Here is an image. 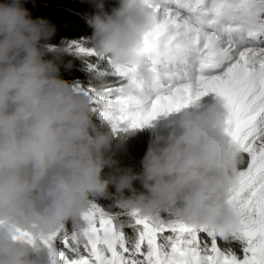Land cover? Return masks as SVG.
I'll use <instances>...</instances> for the list:
<instances>
[{"label":"clouds","instance_id":"obj_1","mask_svg":"<svg viewBox=\"0 0 264 264\" xmlns=\"http://www.w3.org/2000/svg\"><path fill=\"white\" fill-rule=\"evenodd\" d=\"M30 2L0 0V264H39L21 230L49 234L71 224L82 232V213L102 199L235 235L240 217L228 193L243 153L226 135L224 102L179 112L149 140L138 169L121 164L112 122H98L92 96L64 77L74 64L67 44L55 42L58 26L35 16ZM95 3L90 47L114 68H143L145 87L155 90L159 76L144 40L157 13L148 0H119L110 10L104 0ZM124 90L140 95L134 82Z\"/></svg>","mask_w":264,"mask_h":264},{"label":"snow or ice","instance_id":"obj_2","mask_svg":"<svg viewBox=\"0 0 264 264\" xmlns=\"http://www.w3.org/2000/svg\"><path fill=\"white\" fill-rule=\"evenodd\" d=\"M148 6L157 22L144 52L158 87L146 88L136 65L115 68L120 79L102 90L75 86L92 96L93 111L115 132L151 126L209 96L223 101L226 135L243 153L228 193L240 217L231 236L238 243L222 250L214 230L189 219L96 201L82 213V232L60 228L40 238L49 248L63 239L65 252H54V264H264V0H148ZM67 47L96 54L83 38ZM125 80L140 95H127ZM18 238L35 243L36 236L21 230Z\"/></svg>","mask_w":264,"mask_h":264},{"label":"trees","instance_id":"obj_3","mask_svg":"<svg viewBox=\"0 0 264 264\" xmlns=\"http://www.w3.org/2000/svg\"><path fill=\"white\" fill-rule=\"evenodd\" d=\"M119 0H104L105 7L111 9L117 6ZM35 16H45L51 18L58 26L55 42L67 44L69 41H78L82 38L86 46L91 45V35L93 28L88 24V17L97 10L95 0H36L35 4L29 3ZM91 48V47H90ZM101 59H105L104 61ZM66 60L74 61L69 69H62L66 79L73 83L79 81L85 86L103 89L112 86L118 79L115 75V68L111 65L109 57H101L97 53L91 56L74 54L68 52ZM97 76L103 77L102 80ZM127 83V81H124ZM97 121L102 122L99 112L95 113ZM151 134L147 128L135 129V134L126 131H118L114 140L113 151L121 164L125 166L140 167V160L145 154ZM107 171V170H106ZM139 186V185H137ZM102 205L114 204L111 200H98ZM69 231L75 230L73 225L64 227ZM47 236L48 234H43ZM35 243H29L33 248V255L39 264H54V252H65V245L62 238L57 237L53 246L49 248L44 244L41 234H35ZM218 243L222 250L234 248L238 242L232 241L231 237L225 239L217 235Z\"/></svg>","mask_w":264,"mask_h":264},{"label":"rangeland","instance_id":"obj_4","mask_svg":"<svg viewBox=\"0 0 264 264\" xmlns=\"http://www.w3.org/2000/svg\"><path fill=\"white\" fill-rule=\"evenodd\" d=\"M75 84V83H74ZM85 88H87L88 86H85L84 84H82ZM93 88V87H92ZM96 89V88H95ZM96 90H100V89H96ZM203 100H210L209 102L212 103L215 100L209 96L204 98ZM209 102L205 101V104H208ZM193 108L195 106H192ZM179 116V113H174L171 115H167V116H161L159 117L157 120H155L151 126H147L145 128L148 129L149 133L151 134V138H153L155 135L160 134V133H166L169 130V121L172 119H177Z\"/></svg>","mask_w":264,"mask_h":264},{"label":"bare ground","instance_id":"obj_5","mask_svg":"<svg viewBox=\"0 0 264 264\" xmlns=\"http://www.w3.org/2000/svg\"><path fill=\"white\" fill-rule=\"evenodd\" d=\"M210 103V102H209Z\"/></svg>","mask_w":264,"mask_h":264}]
</instances>
